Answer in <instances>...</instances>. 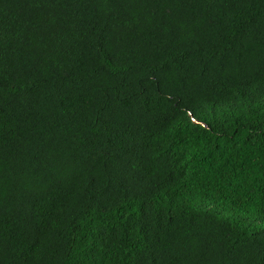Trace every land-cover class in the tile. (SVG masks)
Segmentation results:
<instances>
[{
    "label": "trees",
    "instance_id": "obj_1",
    "mask_svg": "<svg viewBox=\"0 0 264 264\" xmlns=\"http://www.w3.org/2000/svg\"><path fill=\"white\" fill-rule=\"evenodd\" d=\"M0 264H264V0H0Z\"/></svg>",
    "mask_w": 264,
    "mask_h": 264
}]
</instances>
